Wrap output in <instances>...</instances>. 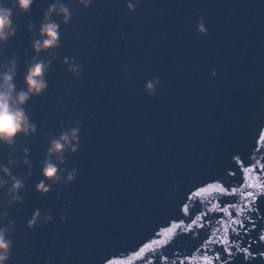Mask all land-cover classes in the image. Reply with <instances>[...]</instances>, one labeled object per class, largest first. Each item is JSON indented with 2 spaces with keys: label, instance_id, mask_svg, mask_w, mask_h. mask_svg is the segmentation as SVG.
<instances>
[{
  "label": "water",
  "instance_id": "water-1",
  "mask_svg": "<svg viewBox=\"0 0 264 264\" xmlns=\"http://www.w3.org/2000/svg\"><path fill=\"white\" fill-rule=\"evenodd\" d=\"M53 2L35 0L29 14L13 8L18 29L0 63L17 53V89L35 55L27 25L38 33ZM128 2L63 0L72 21L52 17L58 57L47 90L26 105L37 133L15 145L13 158L27 148L33 167L24 203L8 208L16 232L7 264H264V0H140L134 14ZM201 17L206 36L196 30ZM69 121L83 124L63 165L78 167L76 179L41 195L43 133L58 137ZM10 151L0 145V164ZM36 209L53 221L29 229Z\"/></svg>",
  "mask_w": 264,
  "mask_h": 264
},
{
  "label": "clouds",
  "instance_id": "clouds-1",
  "mask_svg": "<svg viewBox=\"0 0 264 264\" xmlns=\"http://www.w3.org/2000/svg\"><path fill=\"white\" fill-rule=\"evenodd\" d=\"M34 3L35 0H12L11 6H8V0H0V54L4 51L3 46L17 33L18 25L13 20V8L21 14H29ZM72 3L88 8L93 0H72ZM139 3L140 0H129L126 4L129 13L134 14ZM53 16L62 17L63 25L67 27L73 19V12L63 3V0H54L47 9L43 10V19L40 22L38 33L34 31L33 22L29 21L27 25L28 32L32 33L29 44L35 55L31 60L25 61L24 87L17 89L15 83L19 67L17 53L12 52L10 58L0 63V145L11 149L8 153L7 165L0 164V173H2L0 191H5L7 197V208L0 212V264H7L10 260L14 244L11 237L16 232V221L8 219V208L24 203V198L20 193L26 191L27 186L24 181L32 176L33 166L27 148L22 150V157L13 158L17 139L19 137L27 139L30 135L35 136L37 133V126L31 122L26 105L31 98H38L47 90L46 74L58 57L56 50L61 42L60 24L52 19ZM196 30L201 36L208 34L203 17L197 21ZM41 53H47L50 58L43 59ZM27 55L28 53L25 52V56ZM63 64L74 77L82 76L83 68L75 58L65 57ZM128 71L129 69L126 68L125 72ZM216 74V70L211 73L213 77ZM160 83L158 77L148 80L144 88L147 95L155 97ZM60 127L61 132L58 137L47 132L43 133L44 138L48 139L49 146L45 158L40 161L43 179L35 185L36 191L41 195L49 193L53 185L59 184L67 187L76 179L78 173L77 166L74 165L69 169L63 165L66 164L67 156L76 154L80 148V129L83 124L76 122L73 126V122L69 121L67 124H61ZM17 163H22L28 169L22 178L12 174V168ZM67 219L66 212L60 215L62 223ZM52 221L51 210L41 219V212L36 209L28 219L27 227L29 229L36 226L43 227L44 224Z\"/></svg>",
  "mask_w": 264,
  "mask_h": 264
},
{
  "label": "snow or ice",
  "instance_id": "snow-or-ice-1",
  "mask_svg": "<svg viewBox=\"0 0 264 264\" xmlns=\"http://www.w3.org/2000/svg\"><path fill=\"white\" fill-rule=\"evenodd\" d=\"M187 209H185V211H186ZM179 227V226H178ZM160 243H163L164 241L163 240H161V241H159Z\"/></svg>",
  "mask_w": 264,
  "mask_h": 264
}]
</instances>
